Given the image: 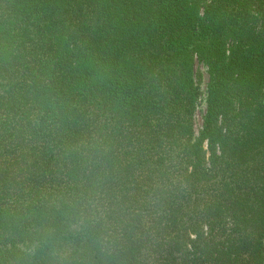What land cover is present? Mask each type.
<instances>
[{"label": "trees", "instance_id": "16d2710c", "mask_svg": "<svg viewBox=\"0 0 264 264\" xmlns=\"http://www.w3.org/2000/svg\"><path fill=\"white\" fill-rule=\"evenodd\" d=\"M0 264H264V0H0Z\"/></svg>", "mask_w": 264, "mask_h": 264}, {"label": "rangeland", "instance_id": "374dc122", "mask_svg": "<svg viewBox=\"0 0 264 264\" xmlns=\"http://www.w3.org/2000/svg\"><path fill=\"white\" fill-rule=\"evenodd\" d=\"M196 69V83L200 89L201 94L197 100L196 108H195V125L194 128L196 132L200 130L202 123V115L205 111V98H206V84L208 74L206 72V66L203 63L197 62L195 65Z\"/></svg>", "mask_w": 264, "mask_h": 264}]
</instances>
